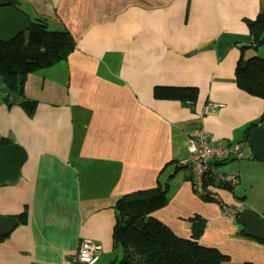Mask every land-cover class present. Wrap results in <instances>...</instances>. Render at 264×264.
I'll use <instances>...</instances> for the list:
<instances>
[{"label": "crops", "instance_id": "crops-1", "mask_svg": "<svg viewBox=\"0 0 264 264\" xmlns=\"http://www.w3.org/2000/svg\"><path fill=\"white\" fill-rule=\"evenodd\" d=\"M16 1L50 30L69 32L74 49L27 75L31 116L7 104L5 87L0 92V137L27 155L17 181L0 184V216L26 212L24 223L0 237V264H70L82 239L100 246L96 264L112 261L116 201L158 180L167 185V204L151 216L175 236L190 239L189 219L199 216V246L230 264H264L263 240L245 236L227 213L241 205L264 221V162L251 161L246 131L264 103L235 81L242 52L264 59V45L251 48L246 25L264 0ZM185 88L196 89L194 100L156 96ZM212 104L223 106L206 115ZM195 130L214 144L240 143L249 156L213 163L239 174L234 187L211 190L214 201L194 193L181 165Z\"/></svg>", "mask_w": 264, "mask_h": 264}, {"label": "trees", "instance_id": "trees-1", "mask_svg": "<svg viewBox=\"0 0 264 264\" xmlns=\"http://www.w3.org/2000/svg\"><path fill=\"white\" fill-rule=\"evenodd\" d=\"M7 1L18 9L16 0ZM26 16L30 22L29 30L8 44L0 43V77L6 91L13 92L19 105L31 116L36 103L24 96L27 75L66 60L74 49V41L66 30H50L44 20ZM246 25L254 40L251 48L257 50L264 45V9ZM235 81L240 90L264 103V59L256 56L246 59L242 52L235 68ZM196 93V89L191 88L161 89L156 96L184 101L194 100ZM262 124L264 110L258 122L246 131ZM11 143L0 137V147ZM166 194L167 185L158 180L154 189L124 195L116 201L112 249L118 255L109 264H230L217 250L198 245L205 227L203 218H190V239H181L151 216L166 206ZM203 199L214 201L207 197ZM15 218L24 223L26 212ZM260 242L264 244V240Z\"/></svg>", "mask_w": 264, "mask_h": 264}, {"label": "water", "instance_id": "water-1", "mask_svg": "<svg viewBox=\"0 0 264 264\" xmlns=\"http://www.w3.org/2000/svg\"><path fill=\"white\" fill-rule=\"evenodd\" d=\"M29 28L30 22L25 13L10 6L7 0H0V43L12 42ZM2 100H5V95L0 93V102ZM6 101L8 105L19 103L13 92H8ZM247 140L251 148V157L264 162V128L261 126L252 128ZM26 157V151L16 143L0 147V184L5 181L11 183L17 181ZM236 223L243 226L245 236L264 240V221L254 213L241 211L236 218ZM16 225V218L0 216V237L9 234Z\"/></svg>", "mask_w": 264, "mask_h": 264}, {"label": "built area", "instance_id": "built-area-1", "mask_svg": "<svg viewBox=\"0 0 264 264\" xmlns=\"http://www.w3.org/2000/svg\"><path fill=\"white\" fill-rule=\"evenodd\" d=\"M222 106L221 104L209 105L205 108L204 113L210 114L215 108ZM186 150L188 155L181 165H185L190 170L193 191L202 198L214 199L211 192L213 188H231L238 183V173H223L213 167L214 162L249 158L242 152L240 143L225 146L214 144L209 134L204 130H195L189 136ZM241 211L242 206L239 205L232 210H227V213L235 219ZM100 254L99 245L89 239H82L70 264H96Z\"/></svg>", "mask_w": 264, "mask_h": 264}, {"label": "rangeland", "instance_id": "rangeland-1", "mask_svg": "<svg viewBox=\"0 0 264 264\" xmlns=\"http://www.w3.org/2000/svg\"><path fill=\"white\" fill-rule=\"evenodd\" d=\"M3 90H4V85H3V83H2V79H1V77H0V92H3ZM251 161H255V159H251ZM259 164V163H258ZM262 178H263V176H262ZM255 198H256V202L257 203H262V201L259 199V197H258V195H256L255 196ZM261 214L262 215H264V208H262V212H261ZM116 255H118V253H115L114 252V254H112V260L115 258V256ZM111 261V255L110 256H104L102 259H101V261H100V263L99 264H107L108 262H110Z\"/></svg>", "mask_w": 264, "mask_h": 264}]
</instances>
